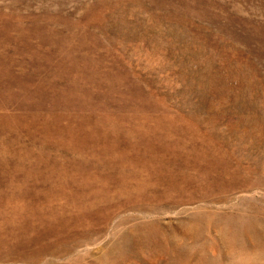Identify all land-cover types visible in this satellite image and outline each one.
I'll return each mask as SVG.
<instances>
[{"label":"rangeland","instance_id":"rangeland-1","mask_svg":"<svg viewBox=\"0 0 264 264\" xmlns=\"http://www.w3.org/2000/svg\"><path fill=\"white\" fill-rule=\"evenodd\" d=\"M195 1L0 0L3 20L9 14L15 20L5 32L13 46L26 40L39 45L55 26L54 40L84 35L96 42L92 47L116 72L98 88L80 82L85 86L75 90L84 98L54 112L66 122L48 138L43 120L24 130L13 121L11 130L0 129V227L8 233L7 222L26 219L45 233L56 224L63 235L46 240L47 264H264V129L256 121L264 117V0ZM29 28L37 34L30 36ZM17 108L9 112L23 111ZM204 152L214 153L218 164L224 160L222 165L208 166L214 158L206 162ZM193 218L200 220L202 241L197 247L190 239L179 244L198 224ZM209 219L230 230L241 227L234 235L219 234L225 240L217 245ZM172 241L177 245L170 249Z\"/></svg>","mask_w":264,"mask_h":264},{"label":"bare ground","instance_id":"bare-ground-1","mask_svg":"<svg viewBox=\"0 0 264 264\" xmlns=\"http://www.w3.org/2000/svg\"><path fill=\"white\" fill-rule=\"evenodd\" d=\"M18 1V0H16ZM181 1V0H180ZM183 1V0H182ZM195 1V0H194ZM168 2V1H167ZM166 2V3H167ZM170 2V1H169ZM173 2V1H172ZM178 4V1H176ZM174 2V4L176 3ZM190 2V1H189ZM228 2V1H227ZM95 3V2H94ZM196 3V1H195ZM213 3V2H212ZM221 3V2H220ZM17 4V3H16ZM92 4V3H91ZM180 4V3H179ZM178 4V6H179ZM198 4V2H197ZM202 3H200L199 5H201ZM225 4V3H224ZM228 4V3H227ZM189 5V4H188ZM206 5V4H205ZM1 6V5H0ZM14 6V5H13ZM96 6V5H95ZM95 6H93L92 8H94ZM173 6V5H172ZM178 6H176L178 8ZM204 6V5H203ZM208 6V5H207ZM223 6V3H222ZM11 7V6H10ZM9 7V8H10ZM196 7V6H195ZM201 7V6H200ZM2 8V7H1ZM183 8V6H182ZM185 8V7H184ZM199 8V7H198ZM208 8H210L208 6ZM226 8V7H225ZM169 9V8H167ZM189 9V7H188ZM197 9V8H196ZM201 9V8H200ZM4 10V9H3ZM8 10V9H7ZM6 10V11H7ZM92 10V9H91ZM97 10V9H96ZM106 10V9H105ZM171 10V8H170ZM169 10V11H170ZM181 10V9H179ZM183 10V9H182ZM186 10V9H184ZM10 11V10H8ZM13 11V10H12ZM11 11V12H12ZM95 11V10H94ZM174 11H175V5H174ZM188 11V10H187ZM202 11V10H201ZM208 11V10H207ZM211 11V8H210ZM209 11V12H210ZM231 11V10H230ZM3 12V11H2ZM10 12V13H11ZM22 12V11H21ZM182 12V11H181ZM206 12V11H204ZM214 12V10H213ZM224 12V11H223ZM232 12V11H231ZM254 12V11H253ZM8 13V12H7ZM14 13V12H13ZM19 13V12H17ZM16 13V14H17ZM174 12H172L173 14ZM184 13V12H183ZM195 13V12H194ZM198 13V11H197ZM196 13V14H197ZM200 13V12H199ZM198 13V14H199ZM216 13V12H215ZM214 13V14H215ZM218 13V12H217ZM225 13V12H224ZM233 13V12H232ZM5 14V13H4ZM15 14V13H14ZM36 14V12H35ZM45 14V13H44ZM50 14V13H49ZM176 14V12L174 13ZM173 14V16H174ZM178 14V12H177ZM209 14V13H207ZM206 14V15H207ZM212 14V15H211ZM210 17H214L213 13L211 12ZM12 15V14H11ZM11 15H7L6 20H3L4 17L0 16V35L5 37L7 39V41H0V129L3 128V130L9 128L11 130V128H13L12 123H17L18 126L20 127L21 130H24L25 126L30 128V125H37L39 124L40 120L42 122L45 121L43 123V128L41 127L42 131H44L45 134V138H48L49 136L52 135V133L50 132V130L53 132V130L55 129L57 132L61 131V126L62 125V120L63 116L59 115L57 118L56 115L54 116V112H59L60 114H62L63 112L60 111V108H69V104L70 107L72 104H74L80 97V95H82V93L80 95L79 91L76 92L75 89L80 90L83 85L85 86V84L80 83L83 81H86L87 83L89 82H94V84H98L97 88L99 86L100 80H103V78L105 76L108 77H113L115 75L113 69H111L108 65L105 64V62L103 61V59L101 58V54L100 52H98L97 50H95L92 46L96 44V42L94 43V41H86L85 37L80 36L77 38V35H72L70 36L71 38H75L78 39L77 41H57L54 40V38L56 37L57 34V30L54 29L55 26H52L53 28H49L51 30H49L47 32L48 35H46L47 38H44L46 41H39V45H34L31 40L30 41H17L20 43H23L21 46H16V45H12V41H8V38L11 36H7V30L9 28L10 24H13V22L15 23V20L13 18H11ZM20 15V13H19ZM87 15V14H86ZM97 15V14H96ZM102 15V14H101ZM168 15V14H167ZM186 15V13H185ZM184 15V16H185ZM218 15V14H217ZM223 15V14H221ZM228 15V14H227ZM4 16V15H3ZM13 16V15H12ZM172 16V15H171ZM170 18H173L171 17ZM183 16V15H182ZM194 16V15H193ZM192 16V17H193ZM197 16V15H196ZM226 16V15H225ZM234 16V15H233ZM237 16V15H236ZM15 17V16H14ZM45 17V15H44ZM176 17V16H175ZM189 17V16H187ZM203 17V16H202ZM206 17V16H204ZM203 17V19H204ZM217 17V16H216ZM17 18V17H16ZM37 18V17H36ZM66 18V17H65ZM92 18V17H91ZM96 18V17H95ZM178 18V17H177ZM185 18V17H184ZM194 18V17H193ZM207 18V17H206ZM221 18V17H219ZM22 18L19 17L18 18V24H20V20ZM41 21L43 18H41ZM48 19V18H46ZM83 19V18H82ZM93 19H94V15H93ZM97 19V18H96ZM101 19V16H100ZM99 19V20H100ZM167 19V18H166ZM198 19V18H197ZM200 19V18H199ZM202 19V18H201ZM200 19V20H201ZM211 19V18H210ZM208 17L209 22L211 21ZM218 19V17H217ZM229 19V18H228ZM24 20V18H23ZM56 20V19H55ZM98 20V21H99ZM102 20V19H101ZM174 20V19H173ZM178 20V19H177ZM182 20V19H181ZM188 20V19H187ZM207 20V19H206ZM215 20V19H213ZM227 20V18L225 19ZM233 20V19H232ZM254 20V19H253ZM256 20V19H255ZM22 21V20H21ZM35 23L34 25V29L38 27L41 29L42 27H39L41 25V23L37 26V24L40 22V20L35 19L33 20ZM46 21V20H45ZM48 21V20H47ZM50 21V20H49ZM64 21V20H63ZM89 21V20H88ZM97 21V20H94ZM97 21V22H98ZM104 21V20H103ZM195 21V20H194ZM234 21V20H233ZM249 21V20H248ZM252 21V20H251ZM257 21V20H256ZM44 22V21H43ZM57 22V20H56ZM91 22V21H90ZM89 22V23H90ZM174 22V21H173ZM187 22V21H186ZM189 22V21H188ZM215 22V21H214ZM218 22V21H217ZM223 22V21H222ZM230 22V21H229ZM232 22V21H231ZM243 23V21H241ZM255 22V21H254ZM253 22V23H254ZM49 23V22H48ZM69 23V22H68ZM75 23V22H74ZM87 23V22H86ZM93 23V21H92ZM91 23V24H92ZM100 23V22H99ZM102 23V22H101ZM105 23V22H104ZM103 23V24H104ZM120 23H122L120 21ZM220 23V22H219ZM227 23V22H226ZM225 23V25H226ZM256 23V22H255ZM259 23V22H258ZM17 24V25H18ZM22 24V23H21ZM20 24V25H21ZM45 24V23H44ZM51 24V23H50ZM55 24V23H54ZM70 24V23H69ZM77 24V23H76ZM90 24V25H91ZM123 24V23H122ZM183 24V23H182ZM210 24H212L210 22ZM217 24V23H216ZM224 24V23H223ZM247 24V22L245 23ZM24 25V23H23ZM43 25V24H42ZM46 25V24H45ZM44 25V26H45ZM89 25V24H88ZM229 25V23H228ZM231 25V24H230ZM233 25V24H232ZM249 25V24H248ZM258 25V24H257ZM260 25V24H259ZM13 26V25H12ZM16 26V25H15ZM14 26V27H15ZM26 26V25H25ZM30 27H32V23L31 25H29ZM47 26V25H46ZM50 26V25H49ZM74 26V25H73ZM82 26V25H81ZM216 26V25H215ZM222 26V25H221ZM253 26V25H251ZM250 26V27H251ZM256 26V25H255ZM11 27V25H10ZM19 27V26H18ZM24 27V26H23ZM69 27V26H68ZM76 27V25H75ZM80 27V26H79ZM86 27V26H83ZM101 27V26H100ZM109 27V26H108ZM198 27V26H197ZM227 27V25H226ZM22 28V27H21ZM46 28V27H45ZM107 28V27H106ZM105 28V29H106ZM202 28V26H201ZM212 28V27H211ZM217 28V27H216ZM222 28H224L222 26ZM256 28V27H254ZM13 29V28H11ZM10 29V30H11ZM16 28H14L15 30ZM23 29V28H22ZM48 29V28H46ZM62 29V28H61ZM70 29V28H69ZM68 29V30H69ZM199 29V28H198ZM220 29V28H219ZM227 29V28H226ZM225 29V30H226ZM231 29V28H230ZM259 29H261L259 27ZM264 29V27H263ZM17 30V29H16ZM19 30V29H18ZM21 30V29H20ZM28 33H30V36H34L35 34H37L38 30H35V32H32L33 29L31 30L30 28L28 29ZM43 30H45L43 28ZM74 30V29H73ZM83 30V28H82ZM85 30V29H84ZM103 30V29H102ZM107 30V29H106ZM235 30V29H234ZM247 30V29H246ZM249 30V29H248ZM262 30V29H261ZM260 30V31H261ZM56 31V33L54 32ZM60 31V30H59ZM78 31V30H77ZM81 31V28H80ZM100 31V30H99ZM98 31V32H99ZM110 31V30H109ZM197 31V30H196ZM213 31V30H212ZM257 31V29L255 30ZM254 31V32H255ZM6 32V33H5ZM15 32V31H13ZM20 32V31H19ZM23 32V31H21ZM20 32V33H21ZM46 33V31H44ZM70 32H72V30H70ZM69 32V33H70ZM97 32V33H98ZM210 32V31H209ZM208 32V33H209ZM235 32V31H234ZM250 32V31H249ZM253 32V31H252ZM18 33V32H17ZM84 34L86 32H83ZM105 33V32H103ZM107 33V32H106ZM198 33V32H197ZM225 33V32H223ZM229 33V31H228ZM14 34V33H11ZM16 34V32H15ZM27 34V33H26ZM40 34V33H38ZM43 34V33H42ZM41 34V35H42ZM88 34V33H87ZM202 34V33H201ZM227 34V33H226ZM225 34V35H226ZM233 34V33H232ZM246 34V33H245ZM254 34V33H253ZM258 34V33H257ZM17 35V34H16ZM40 35V36H41ZM45 35V34H44ZM99 35V34H98ZM97 35V36H98ZM219 35V34H218ZM230 35V34H229ZM235 35V34H234ZM238 35V34H237ZM236 35V36H237ZM259 35V34H258ZM261 35V34H260ZM18 36V35H17ZM24 36L26 37V35L24 34ZM51 36V37H50ZM53 36H55L53 38ZM63 36V35H60ZM90 36V34H89ZM94 36V35H93ZM214 36V35H212ZM211 36V37H212ZM217 36V35H215ZM228 36V35H227ZM232 36V35H231ZM239 36V35H238ZM253 36V35H252ZM2 37V38H3ZM95 37V36H94ZM207 37V36H206ZM209 37V36H208ZM257 37V36H256ZM11 38V37H10ZM30 38V37H29ZM58 38V37H56ZM63 38V37H62ZM61 38V39H62ZM67 38V37H66ZM70 38V39H71ZM87 38V37H86ZM93 38V37H91ZM90 38V39H91ZM213 38V37H212ZM216 38V37H215ZM228 38V37H226ZM248 38V37H247ZM253 38V37H251ZM255 38V37H254ZM23 39V38H22ZM28 39V36H27ZM38 39V38H37ZM59 39V38H58ZM64 39V38H63ZM88 39V38H87ZM208 39V38H207ZM210 39V38H209ZM217 39V38H216ZM219 39V38H218ZM217 39V40H218ZM221 39V38H220ZM232 39V37H231ZM250 39V38H249ZM13 40H15L13 38ZM18 40V39H17ZM29 40V39H28ZM42 40V39H41ZM98 40V39H97ZM211 40V39H210ZM215 40V39H214ZM230 40V39H229ZM238 40V39H237ZM241 40V39H240ZM245 40V39H244ZM253 40V39H252ZM251 40V41H252ZM255 40H257L255 38ZM16 41V40H15ZM224 40H222V42H224ZM103 42V41H101ZM100 42V43H101ZM255 42V41H254ZM14 43V42H13ZM19 43V44H20ZM221 43V42H220ZM231 43V42H230ZM233 43V42H232ZM237 43V42H235ZM249 43V42H247ZM15 44V43H14ZM18 44V43H17ZM42 44H47L49 47L46 49L43 48ZM93 44V45H91ZM98 44V43H97ZM110 45H112L111 43H109ZM219 44V43H218ZM224 44V43H223ZM246 44V43H245ZM252 44V43H251ZM226 45V44H225ZM219 46V45H218ZM232 46V45H231ZM239 46V45H237ZM250 46V44H249ZM225 47V46H223ZM109 48V47H108ZM226 48V47H225ZM249 48V47H248ZM233 49V48H232ZM238 49V48H237ZM241 49V48H240ZM253 49V48H252ZM242 50V49H241ZM246 50V49H245ZM250 50V49H249ZM220 51V50H219ZM253 51V50H251ZM236 52L238 53V51L236 50ZM244 52V50H243ZM221 53V52H220ZM229 53V52H227ZM236 53V55H237ZM240 53V51H239ZM246 53V51H245ZM107 54V53H106ZM222 54V53H221ZM220 54V55H221ZM226 54V52H225ZM224 54V55H225ZM247 54L248 51H247ZM219 55V56H220ZM240 54H238L239 56ZM245 55V54H243ZM241 55V57L243 56ZM218 56V57H219ZM222 56V55H221ZM220 56V57H221ZM228 56V55H227ZM237 56V58H238ZM252 56V55H251ZM246 57V56H245ZM236 58V59H237ZM245 59V58H244ZM250 59V56L249 58ZM258 59V58H256ZM219 60V59H218ZM226 60V58H225ZM228 60V58H227ZM239 61H243V60H239ZM247 61V60H246ZM253 61V59H252ZM256 61V60H255ZM225 62V61H224ZM236 62V61H235ZM221 63V61H220ZM245 63V62H244ZM251 63V62H250ZM254 63V61L252 62ZM227 65V64H226ZM248 65V64H247ZM260 66V64H259ZM264 66V65H263ZM219 67V66H218ZM234 67V66H233ZM242 67V66H241ZM247 67V66H246ZM256 68V66H254ZM250 68V67H249ZM264 68V67H263ZM227 69V68H226ZM246 69V68H245ZM260 69H262L260 67ZM17 70H20L22 73H17ZM248 71V70H247ZM252 71V69H251ZM256 71V70H255ZM262 71V70H260ZM249 72V71H248ZM263 72V71H262ZM260 74V73H258ZM262 74V73H261ZM260 74V75H261ZM256 75V74H255ZM122 76V75H121ZM116 77V76H115ZM253 77V76H252ZM260 78V76H258ZM264 77V76H263ZM56 78H59V81L56 80ZM100 78V79H99ZM262 78V77H261ZM109 79V78H108ZM113 79V78H112ZM118 79V77H117ZM115 78L114 81L117 80ZM247 79V78H246ZM251 79V78H250ZM254 79V78H253ZM258 79V78H257ZM264 79V78H263ZM107 82V79H105ZM247 81V80H246ZM257 81V80H256ZM264 81V80H263ZM103 82V81H102ZM118 82V81H117ZM260 82V81H259ZM72 83H77L78 86L74 87L72 85ZM86 83V84H87ZM108 83V82H107ZM111 83V82H110ZM253 83V82H252ZM92 84V83H91ZM103 84V83H102ZM106 84V83H105ZM125 84V83H124ZM90 85V84H89ZM104 85V84H103ZM110 85V84H107ZM106 85V86H107ZM250 85V84H249ZM95 86V85H94ZM115 86V83L114 85ZM129 86V85H128ZM136 86V85H135ZM248 86V85H247ZM253 86V85H252ZM257 86V85H256ZM91 87V86H90ZM93 87V86H92ZM102 87V86H100ZM110 87V86H108ZM112 87V86H111ZM262 87V86H261ZM87 87H84V89ZM94 88V87H93ZM103 88V87H102ZM117 88V87H116ZM121 88V87H120ZM83 89V88H82ZM89 89V88H88ZM86 90V89H85ZM110 90V88H109ZM261 90V89H260ZM53 91V92H52ZM83 90H81L80 92H82ZM87 91V90H86ZM101 91V89H100ZM120 91V90H119ZM122 91V90H121ZM263 91V90H261ZM49 92H52L49 94ZM84 92V91H83ZM92 92V91H91ZM107 92V90H106ZM86 93V92H85ZM89 93V92H88ZM93 93V92H92ZM91 93V94H92ZM97 93V92H96ZM101 93V92H99ZM98 94V93H97ZM107 93H105L106 95ZM129 94V93H128ZM132 94V93H131ZM101 96L104 94H100ZM99 95V98L101 97ZM120 95V94H119ZM84 95H82L83 97ZM87 96V95H86ZM108 96V95H107ZM111 96V94H110ZM113 96V95H112ZM89 97V95H88ZM91 97V95H90ZM95 97V96H94ZM98 97V95H97ZM131 97V96H130ZM84 98V97H83ZM93 98V97H92ZM91 98V99H92ZM125 98V97H124ZM77 99V100H76ZM88 99V98H87ZM90 99V100H91ZM103 99V96H102ZM101 99V100H102ZM105 99V98H104ZM113 99V98H112ZM132 99V98H131ZM95 100V99H94ZM100 100V99H99ZM107 100V99H106ZM122 100V99H121ZM83 101V100H82ZM85 101V100H84ZM80 102V101H79ZM91 102V101H90ZM88 102V103H90ZM97 101L95 100V103ZM124 102V101H123ZM84 103V102H83ZM87 103V101H86ZM103 103V102H101ZM100 103V105H101ZM106 103V102H105ZM77 104V103H75ZM74 104V105H75ZM99 104V103H98ZM97 104V106H98ZM121 104V103H120ZM17 106L19 108V110L21 109V113H10L9 110L11 107L13 106ZM81 105V104H80ZM94 105V103H93ZM103 105V104H102ZM85 106V105H83ZM82 106V107H83ZM107 106V105H106ZM99 107V106H98ZM17 108V109H18ZM97 108V107H96ZM101 108V106H100ZM32 109L37 110V112L40 111H44V109L46 110V113L42 112L44 115L42 114H37L36 112H34ZM70 109V108H69ZM94 109V108H93ZM103 109V108H102ZM101 109V110H102ZM129 109V108H128ZM96 111V110H95ZM138 111V110H136ZM92 112V111H91ZM74 113V112H73ZM100 113V112H99ZM56 114V113H55ZM96 114V113H95ZM124 114V113H123ZM71 115V114H70ZM73 115V114H72ZM71 115V117H72ZM77 115V114H76ZM87 115V114H86ZM138 116V115H137ZM263 116V115H262ZM70 117V116H69ZM70 117V118H71ZM164 117V116H163ZM45 118V119H43ZM73 118V117H72ZM82 118V117H81ZM137 118V117H136ZM140 118V117H139ZM59 119V120H58ZM65 119H67L65 117ZM84 119V118H83ZM103 119V118H102ZM129 119V118H128ZM124 120V119H123ZM149 120V119H148ZM13 121V122H12ZM69 121V119H68ZM257 123H258V127L259 128H263L264 129V117H257L256 119ZM64 122H66V120H64ZM122 122V121H121ZM125 122V121H124ZM127 122V121H126ZM149 122V121H148ZM160 122V121H159ZM42 124V123H41ZM125 124V123H124ZM129 124V123H128ZM159 124V123H158ZM197 125V124H196ZM88 126V125H87ZM31 127V128H32ZM35 127V126H34ZM37 127V126H36ZM70 127V125H69ZM85 127V126H84ZM90 127V126H89ZM98 127V126H97ZM148 127V126H147ZM40 128V127H39ZM72 128V127H70ZM27 129V128H25ZM66 129V128H65ZM69 129V128H68ZM105 129V128H104ZM150 129V128H149ZM167 129V128H166ZM173 129V128H171ZM30 130V129H29ZM28 130V131H29ZM36 130V129H35ZM71 130V129H70ZM74 130V129H73ZM121 130V129H120ZM123 130V129H122ZM125 130V129H124ZM151 130V129H150ZM31 131V130H30ZM41 131V130H40ZM98 131V130H97ZM141 131V130H140ZM158 131V130H157ZM161 131V130H160ZM14 132V131H13ZM27 132V131H24ZM66 132V131H65ZM211 132V131H210ZM3 133V132H2ZM55 133V132H54ZM67 133V132H66ZM85 133V132H84ZM145 133V132H144ZM176 133V132H175ZM188 133V132H187ZM7 134V133H5ZM17 134V133H16ZM27 134V133H26ZM50 134V135H49ZM60 134V133H59ZM58 134V135H59ZM78 134V133H77ZM164 134V132H163ZM203 134V133H202ZM212 134V133H211ZM3 135V134H2ZM12 135V134H11ZM10 135V136H11ZM55 135V134H54ZM66 135V134H65ZM95 136V135H94ZM148 136V135H147ZM150 136V135H149ZM197 136V135H196ZM53 137V136H52ZM93 137V136H92ZM3 138V137H2ZM134 138V137H133ZM140 138V137H139ZM21 139V138H20ZM99 139V138H98ZM125 139V138H124ZM29 140V139H28ZM55 140H57V137L55 138ZM59 140V139H58ZM65 141V140H64ZM71 141V140H70ZM7 142V141H6ZM46 142V141H45ZM48 142V141H47ZM51 141H49L50 143ZM58 142V141H57ZM55 142V143H57ZM61 142V141H60ZM58 142V143H60ZM126 142V141H125ZM141 142V141H140ZM54 143V144H55ZM63 143V142H62ZM74 143V142H73ZM108 143V142H107ZM159 143V142H158ZM45 144V143H44ZM154 144V143H153ZM4 145V144H3ZM62 145V144H61ZM60 145V146H61ZM64 145V144H63ZM216 145V144H215ZM129 146V145H128ZM161 146V145H160ZM210 146V145H209ZM28 147V146H27ZM33 147V146H32ZM159 147V146H158ZM37 148V147H36ZM67 148V147H66ZM147 148V147H146ZM152 148V147H151ZM156 149V148H155ZM219 149V148H218ZM165 150V149H164ZM19 151V150H18ZM78 151V150H77ZM213 151V150H212ZM56 152V151H55ZM125 152V151H124ZM151 152V151H150ZM4 155V154H3ZM222 155V154H221ZM201 156L204 157V159L206 160H210L211 156H213L214 161L209 162L208 166L210 167H214V168H218L217 165H222V162L224 160H222V162L220 164H218V162L216 163V159L217 157L214 155V153H209V152H204ZM223 157V156H222ZM4 158H6L4 156ZM8 158V157H7ZM10 158V157H9ZM18 158V157H17ZM55 158V157H54ZM71 158V157H70ZM234 158V157H233ZM249 158V157H248ZM36 159V158H35ZM62 159V158H61ZM68 160V159H67ZM2 161V160H1ZM0 161V163H1ZM46 161V160H45ZM77 161V160H76ZM194 161V160H193ZM3 162V161H2ZM22 162V161H21ZM87 162V161H86ZM189 162V161H188ZM79 163V162H78ZM11 164V162L9 163ZM55 164V163H54ZM74 164V163H73ZM82 164V163H81ZM176 164V163H175ZM189 164V163H188ZM202 164V163H201ZM4 165V164H3ZM65 166V165H64ZM73 166V165H72ZM6 167V166H5ZM145 167V166H144ZM28 169V168H27ZM55 176V175H54ZM67 176V175H66ZM56 177V176H55ZM186 177V176H185ZM12 179V178H11ZM27 181V180H26ZM2 182V181H1ZM86 183V182H85ZM145 183V182H144ZM166 183V182H165ZM119 185V184H118ZM162 185V184H161ZM82 188V187H81ZM156 188V187H155ZM178 188V187H177ZM163 189V188H162ZM161 189V190H162ZM183 191V190H182ZM171 193V192H170ZM133 194V193H132ZM168 197V196H167ZM153 198V197H152ZM177 199V198H176ZM153 200V199H152ZM148 201V200H147ZM249 203V202H248ZM73 205V204H72ZM25 211V210H24ZM110 212V211H109ZM2 216V215H1ZM67 216V215H66ZM245 216V215H244ZM217 217V216H216ZM218 218V217H217ZM232 218V217H230ZM215 219V218H214ZM226 219V218H225ZM245 219V218H244ZM202 220V219H201ZM233 220V219H232ZM243 222L242 219H239ZM251 220V219H250ZM28 221L27 224H25V222ZM193 222H196L198 224L193 225V227L191 229L188 230H184L186 233L184 241L180 240L178 241L179 244L187 241L190 239L191 243L193 244V247H197L200 242L202 241L201 238H199V236H197L198 233H200V224L199 221L196 220V218L192 219ZM208 221H212V220H208ZM214 221V220H213ZM209 222L208 224V229L209 230H213L215 232L216 235L222 234L225 235L227 234V231H229L230 234H233L231 231L234 230H240L241 226H236L234 224V227H232V229L230 230L229 226L225 225L226 223H222V221H214V222ZM227 221V219H226ZM20 222V219H15L12 220L10 222H7L10 224V226L8 227V233H4L5 230H3L2 227H0V264H47V262H45V258H43L46 248L49 247L48 245L50 243L46 242L47 239H49L50 237L54 236L55 238H57L59 235H63L62 231L58 226H56V224L54 225V223H51V226L49 227L50 230H47L45 233H39L38 231H40L41 229L36 228L33 223L29 220L23 219L21 220V223L18 224ZM100 222V221H99ZM203 222V220H202ZM224 222V221H223ZM229 222V221H228ZM237 222V221H236ZM235 222V223H236ZM248 222V220H247ZM5 223V222H4ZM232 223V221H231ZM239 223V222H237ZM241 223V222H240ZM244 223V222H243ZM242 223V224H243ZM254 223V222H253ZM230 224V223H229ZM228 224V225H229ZM252 224V223H251ZM255 224V223H254ZM232 225V224H231ZM230 225V226H231ZM171 226V225H170ZM202 226V225H201ZM207 226V225H206ZM236 226V227H235ZM243 226V225H242ZM245 226V225H244ZM248 227V226H246ZM254 228V227H253ZM256 228V227H255ZM244 229V228H242ZM241 229V230H242ZM250 229V228H248ZM247 229V230H248ZM175 230V229H174ZM256 230V229H255ZM173 231V230H172ZM257 231V230H256ZM254 233V232H253ZM4 234H7L8 237H4ZM83 234V233H82ZM172 234V233H169ZM177 234H180L177 232ZM240 234V232H239ZM168 235V232L167 234ZM176 235V234H175ZM181 235V234H180ZM234 235V234H233ZM238 235V234H237ZM3 236V237H2ZM174 236V235H172ZM178 236V235H177ZM176 236V237H177ZM203 236V235H201ZM214 236V235H213ZM221 235L218 236V238H216L214 236L213 238V242L215 244H221L223 242L220 241V239L225 240L224 238H220ZM239 236V235H238ZM237 236V237H238ZM242 236V235H241ZM244 236V235H243ZM67 237V234H66ZM64 237V239L66 238ZM167 237V236H166ZM178 237H183L178 236ZM211 237V236H210ZM240 237V236H239ZM238 237V239L240 240V238ZM63 238V237H62ZM69 238V237H68ZM67 238V239H68ZM171 239V237H169ZM82 239V238H81ZM169 239V240H170ZM167 240V239H166ZM176 240V238H175ZM178 240V239H177ZM176 240V241H177ZM239 240L237 242H239ZM70 241V240H69ZM82 241V240H81ZM176 241H172V244H170V249H172L174 246L177 245V243H175ZM205 241V240H204ZM233 244L234 240H230ZM263 241V239H262ZM225 242V241H224ZM244 242V241H243ZM242 242V243H243ZM54 243V242H53ZM71 243V242H70ZM205 243V242H204ZM207 243V241H206ZM211 243V242H210ZM212 243V244H214ZM227 244L229 242H226ZM247 243V242H244ZM73 244V243H72ZM202 244V243H201ZM209 244V243H208ZM238 244V243H237ZM254 244V243H253ZM216 245V246H217ZM223 245V244H222ZM251 245V244H250ZM58 246V245H57ZM65 246V245H64ZM63 246V248H64ZM68 246V245H67ZM255 246V245H254ZM54 247V246H53ZM61 247V246H60ZM69 247V246H68ZM169 247V246H167ZM220 247V246H218ZM58 249V248H56ZM60 249V248H59ZM74 249V248H73ZM204 249V248H203ZM55 250V249H54ZM53 250V251H54ZM62 250V248H61ZM70 251V250H69ZM86 251V250H85ZM47 253V252H46ZM55 253V252H54ZM59 253V252H57ZM72 253V252H71ZM64 254H65V250H64ZM52 255V253H51ZM79 255V254H78ZM74 256V255H73ZM51 257V256H50ZM70 259V258H69ZM83 260V259H82ZM48 261V260H46ZM50 261V260H49ZM48 261V262H49ZM70 261V260H69ZM73 263V261H72ZM86 263V262H85ZM51 264V263H49Z\"/></svg>","mask_w":264,"mask_h":264}]
</instances>
